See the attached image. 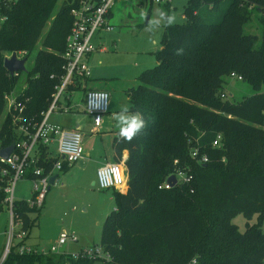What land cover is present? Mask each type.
<instances>
[{
    "label": "trees",
    "instance_id": "16d2710c",
    "mask_svg": "<svg viewBox=\"0 0 264 264\" xmlns=\"http://www.w3.org/2000/svg\"><path fill=\"white\" fill-rule=\"evenodd\" d=\"M56 2L18 0L5 12L7 20L0 23V116L4 95L17 91L19 77L4 68L5 55L25 51L28 57L49 18L18 98L27 99L22 115L31 122L42 119L52 100L63 74L61 53L73 6L72 0H62L55 12ZM253 14L264 27V0H188L183 23L162 27L156 63L126 89L129 110L143 115L145 127L130 141L116 134L111 143L115 162L122 151L128 155L127 188L111 189L115 206L100 231L98 246L110 255L109 262L83 256L81 250L77 257L21 255L12 244L1 264H264V45L243 31ZM231 72L251 89L240 100L220 96ZM217 134L218 145L212 146ZM15 139L5 112L0 148ZM192 147L207 154L204 165L190 157ZM174 160L191 169L190 185L158 189ZM54 161L41 145L29 172L42 166L47 173ZM5 168L0 162V211L10 177L1 175ZM68 169L63 163L61 172ZM180 200L189 201L191 208L179 206ZM39 209L14 200L20 230L28 233L36 221L31 214ZM236 213L246 219L256 214L257 221L240 232L231 221ZM239 247L244 250L238 252Z\"/></svg>",
    "mask_w": 264,
    "mask_h": 264
},
{
    "label": "built area",
    "instance_id": "2783aa9c",
    "mask_svg": "<svg viewBox=\"0 0 264 264\" xmlns=\"http://www.w3.org/2000/svg\"><path fill=\"white\" fill-rule=\"evenodd\" d=\"M18 0H0V23L7 20L5 12L16 3ZM115 1L127 2L130 0H72L73 6L69 10L71 16V26L66 34L64 49L61 57L64 60L62 66L63 74L59 78V83L55 86V91L52 94V100L45 112H42V119L37 122L26 120L22 115L25 108V101L20 100L19 93L11 91L4 95L5 112L8 113L14 130L16 139L14 141L13 150L7 159L0 158V162L6 164V168L1 171L2 176L9 174V179L5 184L3 191L5 193L4 208L10 216V232L7 237L6 246L0 264L3 262L10 246L13 244V239L17 240L16 250L19 254H65L63 248L68 242H76L77 237L73 233L62 231L54 244L46 250L26 245L24 239L27 233L20 230V222L14 220L15 214L13 210V189L15 183L22 178H28L32 182L31 193L32 197L27 200L30 207L40 208L45 194L50 187L49 177L53 174H58L62 170L63 163L67 167H71L75 162L83 156L84 149L82 144V134L77 129H66L57 124L48 123V117L53 112L59 103L61 95L65 89L72 84L73 80L86 79L90 75V67L87 63V57L95 50L96 46L92 44L93 38L96 37L98 31L109 32L114 26L110 22L111 8ZM157 4L169 6L171 0H143L139 3V7L144 5ZM101 49V48H100ZM18 59H27L25 51L14 52ZM12 53L5 55L9 58ZM25 66V62H24ZM20 72H15L13 75L18 76ZM52 77V75L50 76ZM229 79L242 81V76L231 72ZM23 89V87H22ZM106 100H100L101 95H105ZM221 98H228L226 93L220 94ZM108 93L104 90L88 89L84 93L83 103L84 111L91 117L94 129L99 127L103 115L108 107ZM68 101V97L65 98ZM99 101L98 106H93ZM59 106V105H58ZM67 111V106L62 108ZM220 139V134L212 141V146H217ZM55 140L56 157L52 164V168L44 173L43 167H34L32 171L29 169L39 160V148L41 145H48ZM190 157L200 164L208 161L206 153L199 151L198 147L190 148ZM178 161H173L172 170L168 173L159 185L158 189H170L176 185H190L193 175L191 169L186 166L179 167ZM31 173L34 177L27 176ZM174 176L176 183L171 185L166 181L169 176ZM96 178L98 188L101 190L116 189L126 185L125 168L120 162H111L99 166L96 170ZM56 180V179H55ZM54 180V182H55ZM17 225V229L13 225ZM83 256L95 259L99 258L105 262L110 261V255L105 252L100 246L81 249ZM71 256L77 257L78 252L70 253ZM195 263V259L192 260Z\"/></svg>",
    "mask_w": 264,
    "mask_h": 264
},
{
    "label": "rangeland",
    "instance_id": "374dc122",
    "mask_svg": "<svg viewBox=\"0 0 264 264\" xmlns=\"http://www.w3.org/2000/svg\"><path fill=\"white\" fill-rule=\"evenodd\" d=\"M143 0H130L127 2L115 1L111 8L110 22L114 28L109 32L98 31L92 44L96 46L95 50L88 57V65L91 68V78L95 75L102 77H114V87L120 83V86L135 84V76L143 69L150 68L156 63L155 52L160 47V38L162 27L154 28L149 31L151 21L157 16L161 10L175 17L172 24L183 23V13L187 6L188 0H171L169 6L151 4L139 7V3ZM62 0H57L54 11L56 12ZM53 11V12H54ZM48 19L41 35L45 33L47 25L50 23ZM244 33H250L257 36L258 44L264 45V27L259 21L256 14L252 15L251 20L244 25ZM41 36V37H42ZM41 37L37 42L34 51L27 57L25 61V72H20L15 87L16 92L23 85L26 72L31 69L35 51L41 48ZM101 48V49H100ZM88 77V78H90ZM122 77V78H121ZM86 78V79H88ZM78 79H74L71 85ZM84 80V79H79ZM119 80V81H118ZM77 89L70 90L66 88L61 95L59 102L66 103L65 98L71 99V94H78ZM112 88L105 91L110 95ZM223 91L228 95V99L235 101L251 92L250 86L243 81L228 79ZM264 94V86L262 87ZM121 93V91H119ZM5 116V109L0 116V124ZM58 122V118L52 115L48 118V123ZM264 123V116H263ZM56 124V123H55ZM64 172H59L55 183L50 185L47 191V197L42 203L38 212L31 214L36 219L35 224L29 229L24 243L46 250L54 244L60 232L73 233L77 237L76 242H68L63 253H76L84 248L95 247L99 245L100 231L106 213H109L115 206L113 202L109 203L106 196L111 194V189L101 190L97 186L96 170L92 172L94 184L91 182L82 187L80 185L65 188L59 183L58 179L62 177ZM32 182L30 179H19L14 186L13 197L16 200L28 199L31 196ZM59 187V188H58ZM64 187V188H63ZM63 193H66L63 195ZM189 201L191 199H188ZM180 200L179 206L191 208L187 202ZM107 210V212H105ZM105 212V213H104ZM104 213V214H103ZM238 231L243 232L246 225L255 224L257 221L256 214L246 219L241 213H236L231 218ZM17 229V225H13ZM10 216L4 208L0 211V258L6 246L7 237L10 232ZM13 244H17V240L13 239ZM11 247V246H10ZM10 249V248H9ZM244 247H239V251H243ZM50 254H44L47 256Z\"/></svg>",
    "mask_w": 264,
    "mask_h": 264
},
{
    "label": "crops",
    "instance_id": "0c3cea01",
    "mask_svg": "<svg viewBox=\"0 0 264 264\" xmlns=\"http://www.w3.org/2000/svg\"><path fill=\"white\" fill-rule=\"evenodd\" d=\"M88 57H87V61H88ZM90 74H91V68H90ZM137 75L135 76L136 83H137V79H136ZM95 76L97 77L91 78L89 75L90 78L84 79L83 81L76 80L74 82L75 84L74 87H72L71 89L73 90V88L77 87L75 89H77L78 92L80 91V93L78 94L76 93L74 95L71 94L72 95L71 99H68V101L66 100V103L64 105L59 102L58 103L59 106L57 105V107L53 109V112L49 115V117H51L52 115L57 116L58 122L55 121L57 125H60L66 129H77L81 132L83 137L82 144H83L84 153L82 158L77 162H75L68 170L64 171L62 177L57 181V185H59V183L61 182L60 184H62V186H66L65 188H67V186L74 187L76 186V184L85 187L90 182L91 184H94L95 181H94V177H92V172L94 170H97V168L103 164L115 162V155L111 143L113 137L116 134H118V132L114 127V121L112 120L111 114L113 112H118L124 108L129 109L130 103H129L128 95L126 94V89L128 87L136 85L135 83L127 86L126 85L120 86V83H118L116 84V87H114L113 80H110L113 79L114 77H102L101 75H95ZM111 88L113 91L111 92L110 100H108L107 111L102 117L100 126L94 129L91 117L87 115V113L84 111V103H83L84 93L88 89H98L104 91L107 90L108 92V90ZM119 91H121V93H119ZM250 93L251 92H249L248 95ZM64 106H67L68 108L67 111L62 110ZM55 146H56L55 140L51 141V143L48 145V152L50 157H56ZM127 155L128 153L126 150L122 151L119 160V162L122 164L124 168H125L124 161L127 158ZM23 179H28V178H23ZM126 188H127L126 185H124L118 191L124 192ZM49 189L47 191H49ZM47 194L48 193L46 192L44 200L46 199ZM65 194L66 193H63V195ZM31 197H32V193L28 199H30ZM28 199H26L25 201H27ZM19 200H24V199H19ZM104 201H108L109 203H112L114 201L112 192L111 194H109V196H106V200ZM113 206H114V202H113ZM105 212H107V210ZM107 214L108 213H106V215Z\"/></svg>",
    "mask_w": 264,
    "mask_h": 264
},
{
    "label": "clouds",
    "instance_id": "9594fccd",
    "mask_svg": "<svg viewBox=\"0 0 264 264\" xmlns=\"http://www.w3.org/2000/svg\"><path fill=\"white\" fill-rule=\"evenodd\" d=\"M175 17L161 10L157 13V16L151 21L149 26V31L158 27H166L173 23ZM100 100H106V94L101 95ZM99 101H97L93 106H98ZM112 120L114 121V127L118 132V138L130 141L134 136H136L144 127L145 119L139 111H130L124 108L118 112H113Z\"/></svg>",
    "mask_w": 264,
    "mask_h": 264
},
{
    "label": "water",
    "instance_id": "95a60500",
    "mask_svg": "<svg viewBox=\"0 0 264 264\" xmlns=\"http://www.w3.org/2000/svg\"><path fill=\"white\" fill-rule=\"evenodd\" d=\"M24 62H25V58L18 59L16 57V54L12 52L9 58L7 57L4 58L3 66L10 75H13L15 72H25ZM12 150H13V145H9L5 148H0V158L7 159L10 153L12 152ZM56 177L57 174H53L52 176L49 177L48 181L50 185L54 183ZM166 181L171 185H175L176 183V180L172 175L169 176L166 179Z\"/></svg>",
    "mask_w": 264,
    "mask_h": 264
}]
</instances>
